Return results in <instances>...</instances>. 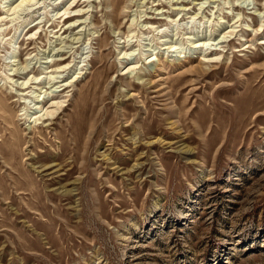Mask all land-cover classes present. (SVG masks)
I'll return each instance as SVG.
<instances>
[{
    "label": "rangeland",
    "instance_id": "rangeland-1",
    "mask_svg": "<svg viewBox=\"0 0 264 264\" xmlns=\"http://www.w3.org/2000/svg\"><path fill=\"white\" fill-rule=\"evenodd\" d=\"M0 264H264V0H0Z\"/></svg>",
    "mask_w": 264,
    "mask_h": 264
},
{
    "label": "bare ground",
    "instance_id": "bare-ground-1",
    "mask_svg": "<svg viewBox=\"0 0 264 264\" xmlns=\"http://www.w3.org/2000/svg\"><path fill=\"white\" fill-rule=\"evenodd\" d=\"M28 1V0H27ZM29 2H31V1H29ZM20 4H22V3H20ZM21 10V9H20ZM199 45V44H198ZM197 46V45H196ZM29 62V61H28ZM28 66H29V63H27V65L25 66V67H19V68H23L24 70L23 71H25L26 69L28 70ZM26 70V71H27ZM17 71V72H16ZM15 71V73L17 74L18 73V70H16ZM21 73H22V71H21ZM20 74V73H19ZM19 85H18V87H20V90H22V92H19L18 94L19 95H24V96H27V94L25 93V91H27L28 89H30L31 88V85H32V83L33 82H31L30 80H26V81H22V82H17ZM65 90V89H64ZM54 92V91H53ZM40 95H38V97H39ZM41 97V96H40ZM26 102V101H25ZM38 102H41L40 100L38 101ZM38 108V107H37ZM32 118V117H31Z\"/></svg>",
    "mask_w": 264,
    "mask_h": 264
}]
</instances>
